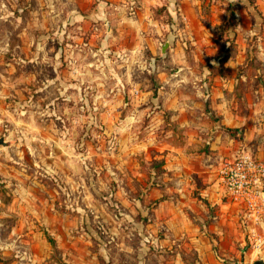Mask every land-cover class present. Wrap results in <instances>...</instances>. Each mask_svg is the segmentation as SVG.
I'll list each match as a JSON object with an SVG mask.
<instances>
[{"label": "rangeland", "instance_id": "374dc122", "mask_svg": "<svg viewBox=\"0 0 264 264\" xmlns=\"http://www.w3.org/2000/svg\"><path fill=\"white\" fill-rule=\"evenodd\" d=\"M72 4L0 0V264H167L162 196L147 197L160 168L134 146L164 133L131 112L154 73L126 67L120 83L96 20L71 18Z\"/></svg>", "mask_w": 264, "mask_h": 264}, {"label": "crops", "instance_id": "0c3cea01", "mask_svg": "<svg viewBox=\"0 0 264 264\" xmlns=\"http://www.w3.org/2000/svg\"><path fill=\"white\" fill-rule=\"evenodd\" d=\"M68 1L79 3L71 18L96 20L92 36L117 67L154 73L157 86L135 101L149 105L131 112H149V128L164 133L134 146L160 168L147 197L162 196L155 220L164 246L175 244L167 264H188L189 252L197 264H264V243L254 259L244 246L254 226L224 197L218 172L240 153L264 157V0ZM173 128L180 141L169 138ZM257 227L264 238V222Z\"/></svg>", "mask_w": 264, "mask_h": 264}, {"label": "built area", "instance_id": "2783aa9c", "mask_svg": "<svg viewBox=\"0 0 264 264\" xmlns=\"http://www.w3.org/2000/svg\"><path fill=\"white\" fill-rule=\"evenodd\" d=\"M218 172L224 197L242 207L245 225L254 226L248 230V236L253 242V253L260 255L264 238L256 226L264 222V157L240 153L221 160Z\"/></svg>", "mask_w": 264, "mask_h": 264}, {"label": "water", "instance_id": "95a60500", "mask_svg": "<svg viewBox=\"0 0 264 264\" xmlns=\"http://www.w3.org/2000/svg\"><path fill=\"white\" fill-rule=\"evenodd\" d=\"M4 143V141L2 140V138H0V145H2Z\"/></svg>", "mask_w": 264, "mask_h": 264}]
</instances>
